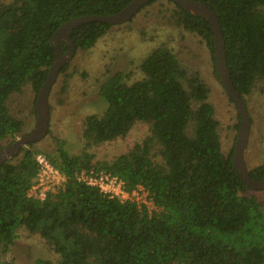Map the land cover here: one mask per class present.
Listing matches in <instances>:
<instances>
[{"label": "trees", "instance_id": "1", "mask_svg": "<svg viewBox=\"0 0 264 264\" xmlns=\"http://www.w3.org/2000/svg\"><path fill=\"white\" fill-rule=\"evenodd\" d=\"M131 1L0 0V143L21 135L24 123L11 115L8 100L26 85L37 95L55 59L57 29L77 17L115 14ZM165 1L172 5L169 24L201 39L220 83L209 23ZM194 1L216 15L230 78L247 108L245 96L264 83V0ZM111 27L93 22L73 29L75 50L93 48ZM59 47L67 51L65 41ZM131 66L99 84L107 106L84 118L83 149L69 154L58 144L56 154H44L64 175L63 188L43 200L28 196L41 154L36 143L1 165L0 254L24 230L53 253L35 264H264V205L234 170L233 149L222 153L208 86L164 45ZM137 123L148 126V135L126 152L111 161L89 152L126 137ZM247 170L264 179V161ZM81 171L115 174L128 191L143 187L152 210L108 198L79 182Z\"/></svg>", "mask_w": 264, "mask_h": 264}, {"label": "rangeland", "instance_id": "2", "mask_svg": "<svg viewBox=\"0 0 264 264\" xmlns=\"http://www.w3.org/2000/svg\"><path fill=\"white\" fill-rule=\"evenodd\" d=\"M170 8V3L158 0L129 22L112 26L93 48L75 50L67 62V70L58 74L49 92V134L34 144V149L47 155L56 154L60 144L69 154L82 150L81 125L84 118L102 113L107 106L99 96V84L107 75L129 71L133 68L132 62H138L153 47L160 45L170 49L184 67L201 76L210 89V100L219 123L222 153L228 154L234 149L240 122L236 107L215 79L210 52L201 39L169 24L167 10ZM35 99L31 87L26 85L8 100L11 115L24 123L21 135L35 126ZM245 100L250 130L243 159L247 169H251L264 161V83H257L252 95L245 96ZM147 135L148 126L137 123L126 137L94 147L89 152H93L98 161H111ZM7 144L6 141L0 143L1 147ZM255 195L264 205V190L256 191ZM52 255L37 236L19 230L10 251L0 254V264H35L37 259H50Z\"/></svg>", "mask_w": 264, "mask_h": 264}, {"label": "water", "instance_id": "3", "mask_svg": "<svg viewBox=\"0 0 264 264\" xmlns=\"http://www.w3.org/2000/svg\"><path fill=\"white\" fill-rule=\"evenodd\" d=\"M151 1L153 0H132L125 8L115 14L107 16L91 15L77 17L65 22L57 29L51 40L55 50V59L52 64L51 71L45 79L42 87L39 89L35 99V126L29 132L17 137L13 142L0 148V167L5 161L16 157L23 147H26L30 143H37L46 137L49 130L50 117L48 106L49 92L57 79L60 69L72 58L75 52L74 44L70 38L72 30L83 24L93 22H102L112 26L127 23L140 11L143 6ZM168 1L176 4L190 15L201 17L209 23L213 35V48L217 75L220 84L236 107L240 119L238 133L234 143L232 166L247 187L254 191L264 190V179L259 181L252 179L244 163L243 156L248 143L250 119L246 105L234 88L230 78L226 64L223 36L215 13L209 7L198 1ZM61 41H65L67 44V51L65 53H62L59 47Z\"/></svg>", "mask_w": 264, "mask_h": 264}, {"label": "built area", "instance_id": "4", "mask_svg": "<svg viewBox=\"0 0 264 264\" xmlns=\"http://www.w3.org/2000/svg\"><path fill=\"white\" fill-rule=\"evenodd\" d=\"M35 162L38 172L28 196L43 200L48 193H55L64 187L65 177L44 154H37ZM76 179L89 187L98 189L110 199L144 205L149 211L153 208L148 199V193L143 187L138 186L128 191L124 181L110 172L81 171L76 174Z\"/></svg>", "mask_w": 264, "mask_h": 264}]
</instances>
